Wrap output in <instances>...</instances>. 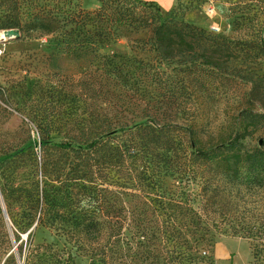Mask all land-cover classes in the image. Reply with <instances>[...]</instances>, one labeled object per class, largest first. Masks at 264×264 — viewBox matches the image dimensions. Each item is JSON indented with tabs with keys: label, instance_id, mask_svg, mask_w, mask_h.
Returning <instances> with one entry per match:
<instances>
[{
	"label": "trees",
	"instance_id": "1",
	"mask_svg": "<svg viewBox=\"0 0 264 264\" xmlns=\"http://www.w3.org/2000/svg\"><path fill=\"white\" fill-rule=\"evenodd\" d=\"M98 1L100 8L83 10L72 0H0L10 10L0 29L50 35L55 55L87 62L78 90L55 96L44 115L31 113L37 94L16 106L13 80L0 81V111H26L38 135L0 149V264L13 261L3 257L10 248L6 223L16 225L4 185L26 157L33 188L16 186L29 196L25 226L51 227L74 240L101 238L93 248L103 264H213L219 235L247 238L253 264H264V139L256 147L246 142L264 114L237 110L226 135L212 141L198 122L229 81L252 83L245 103L252 99L262 76L232 62L248 47L264 56V43L233 42L161 18L151 0ZM131 28L149 32L131 40V56L102 51ZM253 192L261 194L260 211L240 202ZM228 197L236 198L235 208ZM50 248L30 242L25 258L65 264Z\"/></svg>",
	"mask_w": 264,
	"mask_h": 264
},
{
	"label": "rangeland",
	"instance_id": "2",
	"mask_svg": "<svg viewBox=\"0 0 264 264\" xmlns=\"http://www.w3.org/2000/svg\"><path fill=\"white\" fill-rule=\"evenodd\" d=\"M72 2L75 7L83 10L100 8L98 0H72ZM9 12L10 10L4 11L0 6V25L6 20ZM162 17H173L176 20L195 24L208 33L233 42L242 39L253 43L257 38L264 43V0H177L172 11L166 12L165 8H161ZM2 30L4 29H0V37ZM147 32L148 29H120L117 40L105 44L102 51L124 57L131 56L133 52L131 40ZM253 51L252 48H245L241 56L232 62L237 67L242 66L246 71H252L254 75L262 76L257 91L254 92V96L251 95L252 99L245 103L253 84L237 79L236 81H240L241 84L229 81L222 89L226 91L225 94H217L216 98L201 109L202 114L198 122L211 132V141L220 134L226 135L232 122L235 121L237 110L248 108L252 112L264 114V56H255ZM3 52L9 57L4 59ZM56 52L57 44L51 40L50 35L31 33L20 34L18 38H0V81L13 80L10 96L16 101V106L31 101L37 94L38 101H32L36 108L33 109L32 105L29 107L32 109L31 113L38 109L37 112L44 115L50 112V101H53L55 96L65 90H78L80 86L77 85L78 78L83 75L87 62L67 59L55 55ZM217 92L218 90H214V94ZM5 106L6 104H3V107ZM25 115L26 111L23 113L20 109L17 111L10 106L6 111H0V149L23 146L28 141V135L32 139L38 138L34 122L30 120L29 115L28 117ZM256 127V129L250 128L252 133L247 136L246 142L250 147L259 146L264 139L262 120L256 124ZM58 138L59 135L53 133L52 139L56 141ZM32 149L39 154L38 145ZM13 176L6 177L7 182L4 185L8 208L16 223V225L6 223L10 248L3 258L6 256L13 258L8 264H36L25 258L30 242L50 243V255L62 256L66 259L65 264H103L98 260L101 258L99 252L93 248H99V244L103 242L101 238L95 241L86 240L84 237L81 240H74L70 234L59 233L51 227L33 224L27 228L24 212L27 209L29 196H23L24 192L18 190L16 186L24 185V188L30 191L33 188L34 166L28 157L24 159V166L19 168L18 174ZM228 198V203L235 208L236 198ZM261 200V194L257 195L256 192L245 194L244 198L242 196L240 198L241 204L244 203L247 208L258 211L261 210ZM211 252L213 264H253L247 238L219 235ZM106 264L120 263L116 259H109Z\"/></svg>",
	"mask_w": 264,
	"mask_h": 264
},
{
	"label": "water",
	"instance_id": "3",
	"mask_svg": "<svg viewBox=\"0 0 264 264\" xmlns=\"http://www.w3.org/2000/svg\"><path fill=\"white\" fill-rule=\"evenodd\" d=\"M20 36V31L17 28H7L2 30V37L1 39H8V38H18ZM4 216L8 219L7 212L3 208ZM21 264V263H20Z\"/></svg>",
	"mask_w": 264,
	"mask_h": 264
},
{
	"label": "crops",
	"instance_id": "4",
	"mask_svg": "<svg viewBox=\"0 0 264 264\" xmlns=\"http://www.w3.org/2000/svg\"><path fill=\"white\" fill-rule=\"evenodd\" d=\"M151 1H154L155 3H157L159 6H161V8H165L166 11L174 8L177 3V0H151Z\"/></svg>",
	"mask_w": 264,
	"mask_h": 264
},
{
	"label": "bare ground",
	"instance_id": "5",
	"mask_svg": "<svg viewBox=\"0 0 264 264\" xmlns=\"http://www.w3.org/2000/svg\"><path fill=\"white\" fill-rule=\"evenodd\" d=\"M1 37H2V32H1Z\"/></svg>",
	"mask_w": 264,
	"mask_h": 264
}]
</instances>
